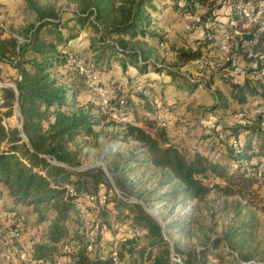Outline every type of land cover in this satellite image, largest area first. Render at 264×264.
<instances>
[{"label": "trees", "instance_id": "16d2710c", "mask_svg": "<svg viewBox=\"0 0 264 264\" xmlns=\"http://www.w3.org/2000/svg\"><path fill=\"white\" fill-rule=\"evenodd\" d=\"M72 1L79 7V12L74 13L69 20L73 26L68 22L64 23L54 9L38 10L40 25L29 34L28 41L23 45H19L13 36H7L0 25V65H10L15 71L10 80L18 93L17 96L11 89H0V102H3L6 110L5 113L0 112V189L15 207L32 210L39 217L40 224L48 223V236L54 243L67 234L66 224L76 212L75 198H67V188H73L78 197L96 195L103 186L110 188L102 171H72L81 163V153L76 143L97 138L96 128L110 121L112 111L108 110L107 116L90 114L79 104L83 90L76 89L74 84L71 89L61 87L60 81L66 78L64 73L88 79L67 66L66 55H63L65 49L70 43L77 41L81 34L93 32L91 37L95 41L90 46L93 52L90 63L95 71L111 73L117 66L124 69L133 66L139 75L145 76L152 69L153 73L172 78V83L178 87L177 91L187 93L184 100L199 89V84L188 81L181 84L175 74L151 64L146 60L147 54L141 43L146 41L157 49L164 44L163 38L155 32L153 17L156 14L194 17L204 12L202 19L205 21L212 16L217 6V0ZM260 2L252 4V14L260 22H264V13L260 15L258 10ZM238 4L249 5L247 2ZM231 20L237 21L239 29L245 34L252 32L247 38L243 59L253 66L254 74L264 76V60L249 58L251 54H264V32L260 28L247 32L244 30L246 23L239 21L237 17ZM214 46V42L208 41L203 50L199 48L183 52L179 60L184 66L193 64L202 60L205 53L214 52ZM140 59L142 65L139 63ZM0 80H5L1 69ZM244 80L243 85L236 87L241 98L245 101L248 96H259L264 100V86L253 87L252 80L246 75ZM150 91L152 101L140 99L141 106L134 105L123 97L122 92H118L112 107L125 101L126 113L132 116L133 122L131 125H121L115 140L124 144L137 143L141 147L140 161L147 167L167 172L180 185L184 196L191 201L203 202L216 183L226 185L221 192L228 197L236 196L233 192L236 188L240 191L250 190L257 184L255 174L251 171L242 172L241 169L243 163H247L253 171L263 173V125L240 126L217 135L218 137L215 133L203 134L201 140L207 143L211 153L192 152L169 143L165 130L160 128L162 122L157 117L158 113L166 110L165 105H154L152 102L157 98V92L153 88ZM17 104L23 117V131L28 143L18 130H9L4 125L5 119L13 118ZM183 105L177 100L174 107ZM168 107L170 111L174 109L172 106ZM226 108L227 103L219 100L214 111ZM232 140H240L243 148L240 151L233 150L230 146ZM223 154L227 157L226 161L222 158ZM52 162L67 166L68 169ZM228 162L236 164L232 166ZM118 187L121 190L119 185ZM123 206L128 207L126 204ZM50 210L53 212L52 216L47 213ZM132 215L135 216L131 225L146 233L145 237L153 249L141 264H170L167 242L159 225L138 211L132 212ZM134 244L131 242L122 247L133 256L136 251ZM207 252L212 251H205L204 254ZM77 263L112 264V261L109 257L91 260L89 255L82 254ZM201 264H209L207 258L202 257Z\"/></svg>", "mask_w": 264, "mask_h": 264}, {"label": "rangeland", "instance_id": "374dc122", "mask_svg": "<svg viewBox=\"0 0 264 264\" xmlns=\"http://www.w3.org/2000/svg\"><path fill=\"white\" fill-rule=\"evenodd\" d=\"M255 1L263 0H217L216 9L205 21L202 19L204 12L194 17L174 14H161V17H158L160 14H156L153 17L155 32L163 38L164 44L157 49L146 41L141 43L143 51L147 54L146 60L175 74L181 84H185L188 77L199 84L196 92L184 100L183 98L179 100L184 105L175 108L174 105H168L173 100V94L167 89L172 78L165 75L160 79L162 81H158L161 83L155 82L158 84L155 87L158 90L157 95H160L156 96L161 99L159 104L162 107L165 105L166 109L162 111L161 116L171 127L170 130H165L170 144L180 145L192 152L211 153L207 143L201 140L203 134L215 133L218 137L217 135L240 126L259 124L264 126V118L261 116L264 108L263 98L248 96L244 101L236 87L243 85L245 80L237 81L230 73V63L227 62L229 59L239 64L246 76L252 80L253 87L264 86V76L254 74L253 66L243 59L247 38L252 34L250 30L260 28L264 32V22L247 27L245 31L250 33H246L249 35L242 38H235L232 41L226 38L232 33L231 19L237 17L235 6L240 2H247L248 6L253 7ZM235 3L236 5H233ZM48 9H54L64 23L68 22L71 26H73V23L69 22L71 16L79 12L78 5L72 0H0V25L7 36H13L19 45H23L28 41L29 34L40 25L38 10ZM220 27H224L228 35ZM91 35L93 36V32L81 34L77 41L68 45L63 55L74 54L90 62V56L93 55L90 46L93 40L95 41ZM208 41L215 43L214 52L205 53L204 57L205 62L211 66V74L200 73L199 66L195 63L184 66L180 62L181 53L199 48L203 50L204 44ZM0 69L5 79L4 82L0 80V89L3 88L2 85L15 86L10 80L15 75L13 68L10 65H0ZM151 70L145 76H138L146 84L148 78L152 80L153 77H157ZM135 72L138 71L133 66L127 69L117 66L111 73L96 71V74L99 85L108 92L110 100L115 104L118 91L114 89L113 81L118 80L123 84L119 92L124 91L123 97L130 101L133 95L128 92V90L132 92L128 83L136 77ZM64 74L66 78L60 81L61 87L71 89L74 84L76 89L83 90L79 100L80 106L90 114L107 116L108 112L101 109L99 98L87 78L71 73ZM152 85L155 84L150 81V86ZM171 86L174 88L173 83ZM219 100L227 103V108L214 111ZM168 106L174 109L170 111ZM14 110L13 118L4 120V125L9 130H19L22 124L16 115V107ZM0 112H6L3 102H0ZM240 115L246 116L245 121L237 120ZM109 117L110 121L96 128L97 138L76 143L81 153V163L75 170L86 169L83 173L104 172L100 165H95L100 164L104 157L103 165L112 175L113 184L106 177L110 188L103 186L96 195H108L110 206L100 213H94L88 228L79 221L74 212L66 224L67 234L59 242L54 243L48 236V223L40 224L39 217L35 216L32 210L15 207L7 194L0 189V264H24L20 259L21 254L32 240H36L39 245L29 264H59L62 247L70 243H74L75 247L73 254L68 257V264H78L76 261L78 257L82 254L87 255L88 232L98 240L97 256L107 258L112 247L116 245L117 238L133 223L135 215L133 216L132 212L138 211L155 222L143 207L134 202L155 209L160 214L162 222L166 224L165 241L170 254V264H177L173 260V255L180 256L182 264H188L189 261L190 264H201L202 257L207 258L209 264H264L263 173L255 172L249 164L243 163L242 172L251 171L256 175L257 184L252 189L240 191L236 188L233 191L236 196L228 197L221 192L226 185L216 183L211 194L203 202L188 200L182 193L180 185L173 181L167 172L147 167L140 161L141 147L137 143L124 144L115 140L121 125L125 124L111 114ZM180 132L184 133V138L179 136ZM72 149L76 150L73 146ZM222 158L227 159L224 154ZM228 163L232 166L236 164ZM240 192L242 193L239 194ZM47 213L49 216L53 215L51 210ZM21 220H24V224L18 230V236L13 238L12 232ZM133 247L136 250L133 256L127 249L121 247L124 264L144 263L153 252L146 237ZM208 250L212 252L204 254ZM5 255L11 259L4 260Z\"/></svg>", "mask_w": 264, "mask_h": 264}, {"label": "built area", "instance_id": "2783aa9c", "mask_svg": "<svg viewBox=\"0 0 264 264\" xmlns=\"http://www.w3.org/2000/svg\"><path fill=\"white\" fill-rule=\"evenodd\" d=\"M258 10L260 15L264 13V0L259 3ZM234 11L237 15L238 20L247 24V26L244 27V30L247 27H250L251 25H260L262 23L256 17L253 16L252 14L253 7L238 4L235 6ZM231 27H232L231 28L232 33L230 37L226 36L227 40L232 41L235 38H242L245 35H249V34H245L244 31L239 29L237 21H233L231 23ZM220 29L226 32V29L224 27H220ZM249 58L258 61H263L264 54H258V55L251 54ZM66 62H67V66L71 70L75 71L79 75L82 76L84 75L88 77L89 84L91 85V87L96 92L99 98L100 107L102 110L107 112L108 110H111L112 111L111 116H113L115 119H119L125 125L132 124L130 115H127L126 113V108H125L126 102L121 101L119 105L116 104L114 107H112L113 106L112 101L108 96V92L99 85L100 82L98 79V75L96 74L94 67L86 58L76 56L74 54H67ZM227 62L230 63L229 69L233 77L240 79L244 78V76L246 75L245 71L240 67L239 64L232 62L229 59L227 60ZM139 63L141 65L143 64L141 59L139 60ZM195 64L199 66L200 73L211 74L212 72L211 66L205 62L204 58L202 60L195 62ZM263 75H264V70H263ZM187 81L193 84L198 83L195 82V80H193L190 77H188ZM112 84L114 89H116V91L118 92L121 91V85L117 80H114ZM129 85L134 97L143 99L145 101H150V102L152 101L150 86H148L142 78L137 77L131 80ZM261 116L264 118V108L261 111ZM244 119H246L245 115H240L237 117L238 121H245ZM160 127L164 130H170L171 128L170 123L167 121L162 122L160 124ZM179 136L181 138L185 137L183 132H180ZM230 146L232 147L233 150L240 151L243 148V143L240 140H232L230 142ZM262 172L264 174L263 170ZM67 191H68L67 198H75V209L77 212V217L79 221L87 228L90 226V218L94 213H100L106 210L110 206V198L106 194L78 197L77 193L74 191L73 188H67ZM23 224H24V220H21L17 225V227L14 229V232H12L13 238L18 236L17 235L18 230H20ZM145 236L146 233L144 231H142L141 229L135 226L129 225L127 229H125V232L122 235H120L119 238H117L116 245L112 247L108 255V257L112 261V264H124L121 257V247L128 245L131 242L134 243L140 242L144 239ZM86 240H87L86 253L87 255H89L90 259L95 260L96 258L101 257V256H97V247H98L97 238L89 234L88 232L86 235ZM38 245L39 243L36 240H32L27 244L25 251L21 254L20 257L22 263L24 264L31 263L34 257V252L37 249ZM74 247H75L74 243L66 244L62 247V257L59 259V264L69 263L68 257L73 254ZM172 257L174 258L173 260L175 263L182 264L180 256L173 255ZM3 259L9 260L11 259V257L5 255L3 256Z\"/></svg>", "mask_w": 264, "mask_h": 264}, {"label": "crops", "instance_id": "0c3cea01", "mask_svg": "<svg viewBox=\"0 0 264 264\" xmlns=\"http://www.w3.org/2000/svg\"><path fill=\"white\" fill-rule=\"evenodd\" d=\"M158 17H161V15L159 16L158 15ZM138 71V70H137ZM138 74V75H137ZM135 75H136V77H133L131 80H133V79H135V78H137L138 76H140L139 75V73L138 72H135ZM157 77H159V78H157V77H153L152 78V80H150L149 78L146 80L149 84V86H150V81H153V82H158V81H162V80H160V79H163V77L165 76V75H156ZM235 78V77H234ZM237 81H244V78H235ZM130 80V81H131ZM165 80V79H164ZM163 80V81H164ZM118 81V80H117ZM130 81H129V83H130ZM119 82V81H118ZM120 83V82H119ZM128 83V84H129ZM158 83H161V82H158ZM120 85H123V84H121L120 83ZM172 85V81H171V84H170V86H168L167 87V89L168 90H170V92L173 94V100H171L172 102H169L168 103V105H175V104H173V102H175L176 103V101L177 100H181L182 98H184L185 96H186V94H182V92L181 91H177L176 90V86H175V84H174V88L171 86ZM153 86V87H152ZM152 86H150L151 88H153V89H155L156 91H158L155 87H157L158 86V84H155V85H152ZM160 86V85H159ZM128 90V89H127ZM166 91V90H165ZM123 93H124V91H122ZM128 92H130L131 93V95H133V93L130 91V90H128ZM165 93V92H164ZM163 93V94H164ZM157 96H160V95H157ZM164 98H165V94H164ZM170 99H172V98H170ZM161 99H158V98H155V100L152 102L154 105L155 104H157V106L158 107H160L159 105V101H160ZM166 100V99H165ZM134 105H137V106H139L140 105V99L139 98H137V97H132V99L130 100ZM141 106V105H140ZM161 113L162 112H160V113H158L157 114V117H158V119L161 121V122H164V121H167V120H165L162 116H161ZM130 118H131V121L133 122V118H132V116H130ZM166 118V117H165ZM168 122V121H167ZM139 126H141V125H139ZM77 261V260H76Z\"/></svg>", "mask_w": 264, "mask_h": 264}, {"label": "water", "instance_id": "95a60500", "mask_svg": "<svg viewBox=\"0 0 264 264\" xmlns=\"http://www.w3.org/2000/svg\"><path fill=\"white\" fill-rule=\"evenodd\" d=\"M2 86H3V88H5V89H11V90L15 91L16 94H17V96H18L17 89H16L15 86H9V85H2ZM16 115H17V117H18V118L21 120V122H22V124H21V126H20V128H19L18 131H19L21 137L25 140V142L28 143V141H27V139H26V137H25V135H24V131H23V117H22V115H21V112H20V109H19L18 104L16 105ZM103 161H104V157H102V159L100 160V164H101L100 167L103 168V171H104L106 177H107L108 180H110V182L113 184V181H112V175L107 171V169H106L105 166L103 165ZM54 165L68 169L67 166H64V165L58 164L57 162H55ZM72 171H73V172H77V173H83V172L86 171V169H78V170L73 169ZM113 186H114V188L117 190V188L115 187V185H113ZM134 203H136V204L140 205L141 207H143L144 210L146 211L147 215L150 216V214L148 213V210H147L146 205H144L143 203H139V202H134ZM151 211H152L153 213H155L156 215H158V212H157L155 209H152ZM150 217H151V216H150ZM151 218H152V217H151ZM155 222H156V223L159 225V227L162 229L164 236H166V224H165V223H159V222H157V221H155ZM173 253H174V251H172V255H173Z\"/></svg>", "mask_w": 264, "mask_h": 264}, {"label": "bare ground", "instance_id": "6f19581e", "mask_svg": "<svg viewBox=\"0 0 264 264\" xmlns=\"http://www.w3.org/2000/svg\"><path fill=\"white\" fill-rule=\"evenodd\" d=\"M95 165H100L101 164H95ZM147 207V206H146ZM147 210H148V213L150 214V216L152 217V219H154L155 221L159 222V223H163L162 222V218L160 217V214L158 213V215H156L155 213H153L151 210V208H148L147 207Z\"/></svg>", "mask_w": 264, "mask_h": 264}]
</instances>
